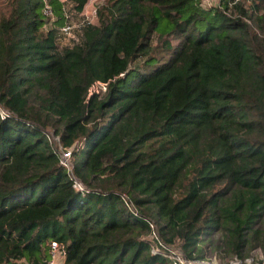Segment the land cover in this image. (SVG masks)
Returning a JSON list of instances; mask_svg holds the SVG:
<instances>
[{"label": "trees", "instance_id": "1", "mask_svg": "<svg viewBox=\"0 0 264 264\" xmlns=\"http://www.w3.org/2000/svg\"><path fill=\"white\" fill-rule=\"evenodd\" d=\"M89 1L1 12L0 264H49L52 243L63 264L264 252V0H108L61 47Z\"/></svg>", "mask_w": 264, "mask_h": 264}, {"label": "built area", "instance_id": "2", "mask_svg": "<svg viewBox=\"0 0 264 264\" xmlns=\"http://www.w3.org/2000/svg\"><path fill=\"white\" fill-rule=\"evenodd\" d=\"M46 14L47 15L52 14L49 7L46 8ZM71 30H72V26L68 24L62 29V32L65 36H69L71 34L70 33ZM100 85L106 91V85L104 84H100ZM0 115L3 117L8 115V111L5 110L1 105H0ZM47 138L50 144L52 145L55 154L58 156L61 166L67 169L69 177L74 183V188L82 193L88 192V188L74 174V166L72 162L73 149L64 147L61 143L60 138L55 136L53 133H48ZM123 199L126 205L133 210V204L128 200V197L124 195ZM151 228L153 230V237L158 240L155 225L151 224ZM153 254L163 255L165 257H168L173 261V264H218L216 257L208 258L207 260L190 261L184 256V254L180 251L179 248L175 246L166 247L159 240H158V246L153 248ZM58 255L64 257L65 251L63 250V248L59 246L58 243H52L53 259L49 264H55V261ZM256 255L254 254L251 258H248L245 261L236 257L234 260H231L229 264H255L257 260ZM262 258L263 257H261L260 259Z\"/></svg>", "mask_w": 264, "mask_h": 264}, {"label": "rangeland", "instance_id": "3", "mask_svg": "<svg viewBox=\"0 0 264 264\" xmlns=\"http://www.w3.org/2000/svg\"><path fill=\"white\" fill-rule=\"evenodd\" d=\"M108 0H90L88 2V4L86 5L83 13L81 14H76V12L73 11V9L70 7L69 9L72 11V21H71V26H72V30H71V34L69 36H66L62 42H61V47L64 46H69L71 44L77 43L78 40L80 39V31L82 29V26L86 23H92V24H98V10L99 7L101 5H103L105 2H107ZM220 0H204V4L210 6V5H218ZM247 4L250 5L252 0H246ZM6 0H0V15L1 12L3 10V7L5 5ZM102 91L104 92V88L100 85L97 84L95 87H93L91 89V94L94 92H99ZM219 236V235H218ZM219 237H217L218 239ZM206 247V245H205ZM209 250V249H208ZM206 255L209 258H217V263L218 264H229V262L231 260H229V258H222L220 259V257L218 256V252H211L208 251ZM254 254L256 255L257 259H260L261 257L264 256V252L261 249H257ZM63 257L58 255L55 261V264H63ZM18 264H27V262L25 261H21Z\"/></svg>", "mask_w": 264, "mask_h": 264}]
</instances>
